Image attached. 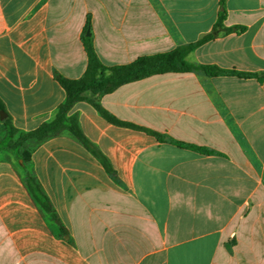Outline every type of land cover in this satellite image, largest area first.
Here are the masks:
<instances>
[{
    "label": "crops",
    "instance_id": "0c3cea01",
    "mask_svg": "<svg viewBox=\"0 0 264 264\" xmlns=\"http://www.w3.org/2000/svg\"><path fill=\"white\" fill-rule=\"evenodd\" d=\"M220 0H0V98L21 132L51 122L78 80L90 34L106 66L175 50L210 33ZM228 28L187 55L264 74V0H226ZM92 98L91 93L87 94ZM117 119L216 154L160 143L76 103L110 174L69 132L39 144L37 178L67 230L62 242L13 159L0 160V264H264V81L167 73L100 99Z\"/></svg>",
    "mask_w": 264,
    "mask_h": 264
},
{
    "label": "trees",
    "instance_id": "16d2710c",
    "mask_svg": "<svg viewBox=\"0 0 264 264\" xmlns=\"http://www.w3.org/2000/svg\"><path fill=\"white\" fill-rule=\"evenodd\" d=\"M219 6L218 19L212 31L202 36L198 41L169 52L139 57L134 62L127 65L106 66L102 63L95 51L91 34L89 36L87 35L90 33L91 29L90 18H88L82 35V42L88 58V67L83 77L78 80H70L58 73L55 74V80L67 94L66 101L58 107L55 118L51 122L44 123L30 132H20L12 126L9 118H5L4 120L0 119V123L9 126V132L11 135L20 132L19 139L14 143V146L18 147L24 145L30 140L37 141L38 147L39 144L44 141L60 136L64 132H69L96 159H98L104 168L112 175L114 172L111 163L85 136L81 129L78 117L68 116L70 110L76 103L88 102L108 123L117 127L147 133L148 135L155 137L160 143H169L179 148L191 150L200 154L220 155L207 148L175 140L168 135L146 129L133 123L121 121L105 110L100 103V99L103 96L114 92L122 85L136 82L153 75L167 73L184 74L201 72L208 77H238L241 79H257L259 82H263L264 74L242 72L236 69H223L213 65H196L187 61V55L202 45L232 33L242 34L246 31V28L242 26L226 27L224 25V22L227 19L226 0H220ZM88 93H91L93 97H88ZM1 112H6V108L0 98V116ZM3 146L5 147L4 143ZM16 153L19 157L24 155L18 150ZM23 181L27 191L41 211L49 214L54 221L60 223L59 216L53 208L49 197L44 192L38 178L28 173ZM63 229L65 228L63 227Z\"/></svg>",
    "mask_w": 264,
    "mask_h": 264
},
{
    "label": "rangeland",
    "instance_id": "374dc122",
    "mask_svg": "<svg viewBox=\"0 0 264 264\" xmlns=\"http://www.w3.org/2000/svg\"><path fill=\"white\" fill-rule=\"evenodd\" d=\"M21 132V131H20ZM20 132L11 135L9 132V126H5L3 123H0V160L1 156H8L13 159L14 169L15 171L24 179L25 176L29 173L33 176L37 177L34 166H32V155L37 147V141L30 140L26 142L24 145L18 147L14 146V143L19 139ZM5 147L3 146V143ZM2 143V144H1ZM17 150L22 152L24 155L22 157L17 156ZM32 199V197H31ZM34 202V201H33ZM37 209L41 211V209L34 202ZM45 214L47 222H49L50 228L53 231L56 230L57 237H59L62 242H70L71 238L66 236L68 235L67 230L61 227V231L59 230V224L57 221H54L49 214Z\"/></svg>",
    "mask_w": 264,
    "mask_h": 264
},
{
    "label": "water",
    "instance_id": "95a60500",
    "mask_svg": "<svg viewBox=\"0 0 264 264\" xmlns=\"http://www.w3.org/2000/svg\"><path fill=\"white\" fill-rule=\"evenodd\" d=\"M87 35L89 36L90 33H88ZM5 118H6V114H5V112H1L0 119H1V120H4Z\"/></svg>",
    "mask_w": 264,
    "mask_h": 264
}]
</instances>
